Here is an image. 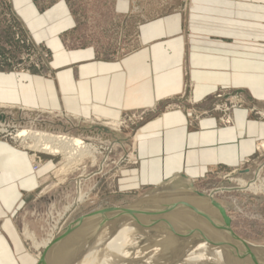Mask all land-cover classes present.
<instances>
[{
	"label": "rangeland",
	"instance_id": "1",
	"mask_svg": "<svg viewBox=\"0 0 264 264\" xmlns=\"http://www.w3.org/2000/svg\"><path fill=\"white\" fill-rule=\"evenodd\" d=\"M239 1L241 10L249 6L250 8L255 5L257 7L258 4L259 6L264 5L261 0ZM194 4V0H153L151 2L146 0L137 4L127 2L120 7L116 0H0V104H2L0 106V123L9 124L0 127V141L27 151L33 172L41 175L40 187L36 191L35 197L18 215L25 247L38 260L36 264L39 263L40 256H43L46 251L42 245L37 248L36 240L42 243L50 236L56 238L61 234V230L63 233L82 216L102 207H141L147 210L164 211L170 217L187 221L192 227L200 230L204 237L212 241L223 242L222 246L228 248L229 245L225 243L226 238L222 241L218 237L219 234L228 232L224 231V228L221 230L214 226L219 221L218 217L213 218L211 210L204 209L205 207L197 202L194 205L197 204L196 208L200 214L203 211L206 212H203L205 215L207 214L204 217L205 215L202 213L204 216L199 217L198 212L194 213L196 209L193 202H191L192 205L185 204L190 201L182 199L184 195L186 196V191H192L187 184L188 180L182 177H173L157 184H147L142 181L136 137L141 124L150 116V111L143 110L122 115L117 119L121 125L116 136L105 133L95 134L89 128L91 125L94 123L100 125L101 122L113 119L99 116L101 121H97L98 116L93 114L78 115L63 109L46 111L38 109L37 106L31 108L27 102L35 99L31 95L32 93L26 90L24 94L22 88L17 90L16 86L17 84L21 85L22 79L26 75L49 77L53 74L51 63L56 45L62 46L66 51L93 47L104 57L121 56L129 52L138 42V37L134 32L135 24H132L135 19L130 18L131 14L134 15L131 11L136 8L144 9V14H150L151 11L162 14L169 10L174 11L175 14L185 15L190 12L189 10H198V5ZM119 9L127 11L126 18L124 14H119ZM61 14L72 16L74 22L73 24L66 23V26L54 33L60 22ZM140 20L142 19L138 18L136 22ZM125 21L128 22L127 25H125ZM185 77L187 79L188 71L185 72ZM184 86V91L178 97L167 100L162 107L154 112L159 113L169 108H179L190 111L196 120L199 116L208 114L209 110L197 113L198 103L192 100L190 81L186 80ZM210 104L211 109L219 114L222 127L233 126V124H227V120L229 117L234 119L232 112L236 108L249 107L255 119L264 120V110L258 109L256 105H250L245 97L235 92L232 93L230 89L218 91L211 97ZM23 127L32 130L47 129L78 136L82 134L83 136L85 134L111 136L115 139H126L125 143H127L124 148L115 147L108 150L107 143L101 144L99 141L87 139L85 136V140L98 149V159L102 161L103 156H106V160L92 163L89 159L87 163H84L85 161L69 163L66 156L62 154L51 155L39 151L38 148L32 146V138L16 137ZM3 129L6 130L3 131ZM263 141H260L257 146L256 156L241 161L237 166L219 165L210 169L203 177L192 179L198 193L211 194L226 208L232 218L233 230L240 237L262 250L264 249V188L254 191L248 187V184L256 186L264 180V147L261 146ZM37 164H40L41 167ZM63 167L64 169L61 170ZM78 192H82L86 196L81 202L74 200ZM109 218L111 221H108L111 223L113 221L112 225H104L105 232L95 236L98 238L105 235V240H115L114 243L117 244L116 246L114 243L104 244V240L96 239L101 243L99 249L110 251L111 256L106 260L108 264H129L134 262L137 257V254L134 253L129 260H124V252H128V250H125L126 247L119 242L126 241L125 238L130 235L126 232L128 229L140 228L136 232H131L130 243L135 249L137 247L149 249L150 245L146 243L150 240L151 246H156L159 239L161 241L168 235L166 232L170 233L164 223L152 225L144 219H142L143 222L129 219V223L136 226L122 228L124 219H127L125 221L128 222V218H119L115 215H111ZM199 218L203 220L200 222ZM86 222L79 230V235H76L74 231L75 233L69 234L60 241L59 248L62 244L64 246L56 252L49 264H53V262L54 264L61 262L69 264L71 261L78 260L80 255L77 256L75 253L81 254L82 246L80 247L77 243L73 246L74 242H78L79 239V243L83 245L84 240L94 231L95 225L89 224L90 221ZM173 223L174 230L177 228L176 235L185 237L184 226L174 221ZM147 227H151V229L147 230ZM152 227L157 229L154 230ZM171 234L176 239L174 233L171 232ZM77 245L79 249H77ZM217 247L220 246L217 245ZM98 248L94 250L95 254L98 253ZM258 248H256L257 251ZM94 251H89L88 257L79 260V262L90 263L95 256L92 254ZM70 252H72L71 255H69ZM72 257L73 259H71ZM26 260V258L19 259V263L28 264ZM8 262L11 260L8 259ZM206 263L217 264L211 263V261H206Z\"/></svg>",
	"mask_w": 264,
	"mask_h": 264
},
{
	"label": "crops",
	"instance_id": "2",
	"mask_svg": "<svg viewBox=\"0 0 264 264\" xmlns=\"http://www.w3.org/2000/svg\"><path fill=\"white\" fill-rule=\"evenodd\" d=\"M116 1L121 7L146 0ZM239 2L194 0L198 10L185 15L169 10L144 14L136 8L130 16L138 37L132 50L104 57L93 47L66 51L56 45L53 74L26 75L17 90H28L35 99L27 104L46 111L63 109L113 120L150 111L136 137L144 183H163L182 174L195 180L219 165L237 166L257 155L264 120L242 107L232 112L235 124L222 127L210 99L230 89L264 110V5L241 10ZM118 12L126 18V10ZM60 17L54 33L74 22L70 15ZM138 18L142 20L136 22ZM186 80L192 84L197 113H209L196 120L179 108L154 112L178 97ZM40 178L27 151L0 141V264H20L22 258L28 264L38 261L25 247L18 215L35 197Z\"/></svg>",
	"mask_w": 264,
	"mask_h": 264
},
{
	"label": "bare ground",
	"instance_id": "3",
	"mask_svg": "<svg viewBox=\"0 0 264 264\" xmlns=\"http://www.w3.org/2000/svg\"><path fill=\"white\" fill-rule=\"evenodd\" d=\"M96 119H97V121H101L100 117H97ZM227 121H228L227 124H233V125L235 124V121H234V119L232 117H229ZM7 122H9V121H7ZM6 124H7L6 122L5 123H0V127L1 126H4ZM7 125H9V124H7ZM93 125H95V123ZM120 125H121V123L118 120H111V121H108V122L104 121V122H101V124H100V126L106 127L108 129H110V131L114 132L115 133V136H116V134L119 131ZM5 130L6 129H3V131H5ZM0 131H1V129H0ZM82 132H84V131H82ZM85 136H86L87 139H94V141H99L101 144L107 143L108 150L109 149L111 150L112 148H115V147H123L124 148L125 145H126V143H127V142L125 143V140L126 139L125 140H120V139H117V138L115 139V138H113L111 136L110 137H106V136H103V135L102 136L101 135L96 136V135H88V134H85ZM85 136H83V134L78 136L77 134L76 135L75 134L72 135V134H69V133L54 132L53 130H47V129L32 130V129H28L27 127H23L18 132V134H17L16 137H20V138L25 137V138H30V139L32 138L33 139V143H32L33 145L32 146L38 148L39 151H43V152L48 153V154H51V155L62 154L64 156H66L65 158L68 159L67 161H69V163L70 162H75L76 163V162H79V161H85L84 163H87V161L89 159H90L89 161H92V163H97V162H103V161H105L106 160V156H103V160L102 161L100 159H98V155H97V153H98L97 150L98 149L95 148L94 146H92V144L88 143L87 140H85V138H84ZM25 138H23V139H25ZM13 139L16 140V138H13ZM261 146L264 147V141L262 142ZM37 165L41 167L40 164H37ZM62 169H64V167L61 168V170ZM43 171H45V169H43ZM248 187L250 189L251 188L254 189V191H258L260 189H263L264 188V180H262V182L260 184L256 185V186L255 185H252L250 183V184H248ZM170 190H172V189H170ZM170 190H168V191H170ZM164 191H163V193H164ZM165 192H167V191H165ZM185 193H186V196L184 195L182 199L188 200V202L190 201V203H185V204L192 205L191 202H193V205H194L195 203L198 202V203H200L202 205V207L203 206L205 207L204 209L207 208L208 211L210 209L211 210L210 212L213 213V215H211V216L213 218L214 217L215 218L218 217V219H219V221H217L218 223H216V222H215L216 224L213 223V224H215L214 226L220 228L221 230H222V228H224V231L227 230L226 229L225 221L220 217L219 212H218V209L212 203H210L208 201L209 200L208 198L209 197H212L211 194H207L208 196L205 195V194H204L205 196L204 195H200L196 191V189L195 190H192V191H186ZM85 197L86 196L82 192H78L77 193V197L74 200L76 202H79V201L81 202V201L84 200ZM196 206H197V204H196ZM196 206H195V209L198 210V208H196ZM191 208H193V207H191ZM192 210H194V208ZM196 210H194V213L195 212H198L200 214L199 210L198 211H196ZM201 211H203V210H201ZM189 212H192V211H189ZM203 212H205V211H203ZM198 213H197V216H198ZM202 213L199 215V217H203L205 215L204 213H203L204 215H202ZM189 215H191V214L189 213ZM206 215L204 217H206ZM174 216H176V215H174ZM125 220H127V219H124V221H123L124 224L121 225L122 228L136 226L134 224H130L129 223V219H128V222L125 221ZM199 220H200V218H199ZM201 220H203V219H201ZM201 220H200V222H201ZM110 221H106V223L104 225H110V224L112 225L113 221H112V223ZM204 221H206V220L204 219ZM85 223H87V222H84L80 227L79 226H77V227L74 226L73 227V229L76 232V235H79V230L81 229V227ZM90 223L91 224L92 223L94 224V222H92V221H90L89 224ZM137 224H138V222H137ZM208 227H210V226H208ZM149 228L151 229V227H147L146 229L148 230ZM152 228H154V227H152ZM211 228H212V225H211ZM137 229L138 228H133V230H129L128 229L126 232L129 233L130 235L125 238L126 241H123L122 240L121 242H119V244L124 245L126 247L125 250H128V252H126V251L124 252L125 253L124 254V260H129V258H131L134 255V253L137 254L136 255L137 257L135 258L134 262H131L129 264H207L206 261H208V262L211 261V263L215 262L217 264L218 263H220V264H234L229 259L227 253L224 252V251H227L226 250L227 248L224 249L222 247H217V245H214L213 243H211V242H209L207 240H196L193 237H188V236L187 237L186 236L185 237H181V235H178V234L176 235V233H174V235L176 236L175 237L176 239H174L173 234H171V232L169 233V232H166V231H164V232H166L168 235H166L165 238H162V240H161L162 242L159 239V243L156 246H153L152 245L153 246L152 247L151 246L152 242H151L150 239H148L150 241H147L148 243H146V244H149L150 245V246H148L149 249H145L144 247H137L135 249L133 247V245L130 243L131 242L130 240L132 239L131 238V234H132L131 232L132 231H135L136 232ZM155 229H157V228L155 227L154 230ZM176 229L177 228H175V230ZM208 229H210V228H208ZM105 230H106V228L105 229L102 228L101 231L99 232V234H101L102 232H105ZM61 231H60V233H61L60 235L63 234ZM181 231H183V230L181 229ZM75 232H73V233H75ZM175 232H177V231H175ZM227 234H228V236H227ZM227 234H222V235L219 234L218 237L220 239H222V241L226 238V243H227V245H229V246H227L228 248L230 247L231 249H234V246H236L237 248L243 249V246L238 241H236V240H234V238L230 237L229 236V233H227ZM64 235L59 236L60 238L58 237V241H57L58 243L57 242L56 243L53 242V240L55 238H52L51 236L48 237L46 240L44 239V241L42 240L43 241L42 243H39V241L37 242V240H36L35 244H36L37 248L40 245H42L46 249V253H45V255L42 258L41 264H49L50 260H53L56 252H58V250H60V248H63V246H64L63 244H62V246L60 248H59V245H61V242L60 241H62L64 239V237H65ZM102 237H104V238H102ZM102 237L94 238V239H92L89 242V244L87 245V249L85 250V253H84L83 257L80 260L86 259V257H88V255H89V251H94V250H96V248L99 247V245L101 243H99L96 239H100V240L102 239V241L104 240L103 241L104 244H110V243L112 244V243L115 242V240L114 241L105 240L106 239L105 238V235L102 236ZM34 240H32V241H34ZM155 240H157V239H155ZM103 242H102V244H103ZM155 242L157 243V241H155ZM76 243L80 247L82 246L79 243V239H78V242H74V244L72 243L73 246L76 245ZM67 244H68V242H67ZM69 244H70V242H69ZM78 245H77V247H78ZM116 245L117 244L114 243V246H116ZM65 246H66V244H65ZM252 246H253L252 248H258L256 246H254L253 244H252ZM75 248H76V246H75ZM71 249H73V248L71 247ZM77 249H79V247ZM154 249H158V250L155 251ZM260 250H262V249H260ZM95 252L96 251H94L92 254H95ZM71 253L72 252H70L69 255H71ZM75 254H77V256L80 255L77 252ZM59 255H58V257H59V259H61V257H60L61 255L60 256ZM110 256H111L110 251L107 252V251H103V250H101V249L98 248V253L95 254V256H93V258L90 261V263L89 262H85V263H87V264H108L106 260ZM41 257H42V255L40 256V258ZM73 257L71 259H73ZM76 257H75V259H76ZM105 257H107V258H105ZM55 263H57V262H55ZM53 264H54V262H53ZM76 264H84V263L78 261ZM124 264H126V263H124Z\"/></svg>",
	"mask_w": 264,
	"mask_h": 264
},
{
	"label": "water",
	"instance_id": "4",
	"mask_svg": "<svg viewBox=\"0 0 264 264\" xmlns=\"http://www.w3.org/2000/svg\"><path fill=\"white\" fill-rule=\"evenodd\" d=\"M89 128L95 134L105 133V134L115 135V133L110 131V129L103 127V126H100V125H91ZM181 177L188 180L189 187L192 190H195V184L191 179H189V177H187L184 174H182ZM199 194L204 195L203 193H199ZM208 199H209L208 201L210 203H212L218 209L220 216L225 221L226 229H227L226 231L229 233V236L234 238V240L238 241L243 246V249L237 248L236 246H234V249H231V248L226 249L224 247V245L222 246V244H224V243H221L218 241H212V240L208 239L207 237H204L202 235V233L200 232V230H198L196 227H192V225L190 223H188L187 221H181L179 219H176L175 217H170V216L168 217L167 212H164V211L147 210V209H143L141 207H102V208L94 209L93 211L85 214L80 219H78L77 221L72 223L63 232L62 235L65 234L64 236L67 237L69 234H71L75 231L73 229L74 226L80 227L86 221H92V222H94V225H95L93 233L89 237H87L83 242V245L81 248L82 249L81 254L77 258L78 260L77 261H71L69 264H76L83 257L85 250L87 249V245L89 244V242L92 239L95 238V236H97L99 234L101 229L104 227V224L106 223V221L110 220L109 217L111 215H115L116 217H119V218L120 217L121 218L122 217L128 218L130 220H135L138 222H143L142 219H144L145 221L152 223V225L164 223L165 227L168 229V231H170L172 233H176L174 230V223H173V221H174V222L179 223L180 225L184 226L185 231H186V235H184V236L193 237L196 240H207V241H209L215 245H218V246L226 249L227 251H224V252L227 253L229 259L234 264H264V250L258 249V251H257L256 248H252L253 246L249 241L240 237L233 230L232 218L228 214L226 208L216 198L209 197ZM170 220H172V221H170ZM62 235H58L54 239L53 242L56 243L58 241V237L62 236ZM45 253H46V251L44 252V255H45ZM43 256H42V258H43ZM42 258L39 259L38 264H41Z\"/></svg>",
	"mask_w": 264,
	"mask_h": 264
},
{
	"label": "built area",
	"instance_id": "5",
	"mask_svg": "<svg viewBox=\"0 0 264 264\" xmlns=\"http://www.w3.org/2000/svg\"><path fill=\"white\" fill-rule=\"evenodd\" d=\"M228 122V121H227Z\"/></svg>",
	"mask_w": 264,
	"mask_h": 264
}]
</instances>
